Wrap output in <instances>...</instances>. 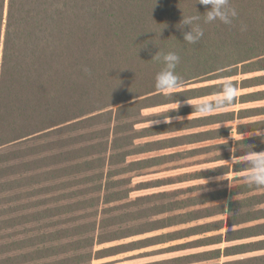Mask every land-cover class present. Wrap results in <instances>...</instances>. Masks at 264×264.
<instances>
[{
	"label": "trees",
	"instance_id": "trees-1",
	"mask_svg": "<svg viewBox=\"0 0 264 264\" xmlns=\"http://www.w3.org/2000/svg\"><path fill=\"white\" fill-rule=\"evenodd\" d=\"M229 5L237 15L225 24L206 22L210 5L200 0H0V264H93L194 236L158 253L231 244L145 264H264V253L221 260L264 251V186L249 174L231 188L131 198L248 172V159L136 188L126 176L209 152L224 161L264 151V0ZM183 15L201 17L195 43L184 40L191 25L179 26ZM159 50L180 57L181 84L167 96L155 87ZM226 81L242 92L219 109L244 106L195 117L193 105L144 113L219 95ZM168 118L176 119L146 124ZM218 215L225 218L200 222Z\"/></svg>",
	"mask_w": 264,
	"mask_h": 264
},
{
	"label": "rangeland",
	"instance_id": "rangeland-1",
	"mask_svg": "<svg viewBox=\"0 0 264 264\" xmlns=\"http://www.w3.org/2000/svg\"><path fill=\"white\" fill-rule=\"evenodd\" d=\"M243 77V76H240ZM207 84H211V82H205V83H195V84H190V85H186L187 88H191V87H199V86H203V85H207ZM242 91H238V94L241 93ZM215 96H209V97H205V98H200L197 100H190L193 104H196L199 101H203V100H212ZM264 104V102L262 103ZM182 107V106H188L191 105L187 102H180L174 105H167V106H162V107H157V108H151L148 110H145V114H157L159 116H161V113L163 111L166 110H170L173 108H178ZM241 106L244 105H238L232 108L238 109ZM232 108H223V109H219L216 111H213L211 113L214 112H218V111H224V110H230ZM200 115H204L201 113H195V114H189L188 117H195V116H200ZM186 117V118H188ZM156 118V117H154ZM182 118H185L184 116H182ZM176 118H168L166 119H157L155 121H149L146 124L147 125H154L157 123H161V122H166V121H171L174 120ZM239 121H237L235 123V125L238 123ZM239 136H232V138H237ZM156 137H151L148 139H153ZM188 147H178V148H174V149H169V150H164V151H156V152H151V153H147V154H142V155H137L134 157H131L132 159L134 158H139V157H145V156H150V155H157V154H162L165 152H171L173 150H179V149H184V148H189ZM217 152L219 151H215V152H209V153H205L202 154L200 156H195V157H191V158H186V159H178L176 161L167 163V164H163L160 166H156L153 167L151 169H147L144 171H137V172H132L127 174V177L132 178V186L134 188L137 187L138 184H140L141 182H148V181H152V180H156V179H163V178H169V177H177V176H188L191 173L194 172H208L211 168H214L216 166H220V165H224L227 163H234L237 160H245L248 159L247 157L244 158H232L230 160H224V161H214L215 160V156L216 154H218ZM250 171L248 172H241V173H228L225 175H219V176H212L209 178H202V179H196V180H191V181H185V182H181V183H175L173 185L170 186H165L162 188H152V189H142V190H135L131 193V198H136L137 196L140 195H144L147 193H152V192H156V191H160V190H166V189H182L185 190L187 188H189L190 186L193 187H198L202 188V190L197 191L196 193H200V192H209L211 190H217V189H224V188H231V186L234 183V177L235 176H243L244 174H249ZM230 200V198H225L220 202H228ZM217 202H211L209 203L210 205L212 204H216ZM6 206V205H3ZM222 218H225L224 215H218V216H214L211 218H207L204 219L200 222H210V221H215V220H220ZM226 229L222 230L221 232H225ZM211 234H216L215 233H208L207 235H211ZM144 236H140V237H135L132 239H137V238H141ZM196 238H199V236H194L188 239H184V240H180V241H176V242H172V243H167V244H162V245H157V246H151L148 248H143V249H138V250H134V251H128V252H124V253H119L116 255H112L109 257H105L102 259H95L93 261V264H145L148 262H155V261H159V260H163V259H167V258H172L175 256H179V255H184V254H191V253H196V252H202V251H206V250H211V249H215V248H224L226 245H229L231 243H222V244H218V245H211V246H204V247H193V248H187L184 250H179V251H173V252H161L158 253V250H161L163 248H166L172 244H176V243H181V242H185L188 240H194ZM132 239H125L122 241H117V242H110V243H106L100 246H96V250L97 249H101L104 247H110V246H114L116 244H121V243H125V242H129ZM264 251L261 252H257V253H252V254H246V255H239V256H234V257H222V261H226V260H231V259H237V258H247V257H252L255 255H259V254H263ZM200 264H205V262L200 263Z\"/></svg>",
	"mask_w": 264,
	"mask_h": 264
},
{
	"label": "clouds",
	"instance_id": "clouds-1",
	"mask_svg": "<svg viewBox=\"0 0 264 264\" xmlns=\"http://www.w3.org/2000/svg\"><path fill=\"white\" fill-rule=\"evenodd\" d=\"M200 2L205 5H210L204 17L206 22H212L218 19L225 24H230L232 18L237 15L236 9L229 5V0H200ZM200 19L201 17L197 15L187 17L183 15L179 26L191 25V31L184 33V40L188 43H195L203 36V31L198 24ZM152 59L160 61L163 64L161 70L156 74L155 87L166 96L173 94L181 84V77L175 73V69L180 60L179 55L171 51L161 53L159 50ZM237 96V87L230 81H226L220 94L212 100H203L193 104L188 99L187 103L193 105L195 111L201 114H207L233 103ZM248 161L250 164V172L246 179L250 184L264 186V151L256 152L252 150L251 155L248 156Z\"/></svg>",
	"mask_w": 264,
	"mask_h": 264
}]
</instances>
